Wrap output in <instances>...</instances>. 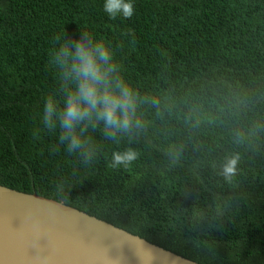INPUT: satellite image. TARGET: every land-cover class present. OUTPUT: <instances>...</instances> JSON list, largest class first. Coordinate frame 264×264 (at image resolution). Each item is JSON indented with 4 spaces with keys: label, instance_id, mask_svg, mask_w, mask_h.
Listing matches in <instances>:
<instances>
[{
    "label": "trees",
    "instance_id": "obj_1",
    "mask_svg": "<svg viewBox=\"0 0 264 264\" xmlns=\"http://www.w3.org/2000/svg\"><path fill=\"white\" fill-rule=\"evenodd\" d=\"M0 0V185L62 201L200 264H264V0ZM116 48L146 130L100 144L85 167L43 130L54 38ZM126 33L127 35H122ZM40 129L39 139L33 133ZM140 158L113 169V151ZM179 149V158L168 155ZM240 155L237 173L220 175ZM63 181V192L57 184Z\"/></svg>",
    "mask_w": 264,
    "mask_h": 264
},
{
    "label": "clouds",
    "instance_id": "obj_2",
    "mask_svg": "<svg viewBox=\"0 0 264 264\" xmlns=\"http://www.w3.org/2000/svg\"><path fill=\"white\" fill-rule=\"evenodd\" d=\"M103 9L113 20L131 18L135 11L133 0H104ZM49 65L55 70L56 87L45 97L40 123L43 130L58 133L54 149L64 146L85 167L95 162L100 151L94 133L119 145L124 137L131 139L134 133L146 130L139 112L143 103L159 109V100L141 97L126 78L113 44L89 31H79L77 38H69L67 33L56 36ZM39 131L33 133L37 139ZM168 155L178 159L179 149L170 147ZM139 158L140 153L130 146L118 148L111 154L110 167L128 168ZM239 162L238 153L226 156L220 175L230 181ZM57 189L63 192V181Z\"/></svg>",
    "mask_w": 264,
    "mask_h": 264
},
{
    "label": "water",
    "instance_id": "obj_3",
    "mask_svg": "<svg viewBox=\"0 0 264 264\" xmlns=\"http://www.w3.org/2000/svg\"><path fill=\"white\" fill-rule=\"evenodd\" d=\"M0 264H200L78 208L0 185Z\"/></svg>",
    "mask_w": 264,
    "mask_h": 264
}]
</instances>
